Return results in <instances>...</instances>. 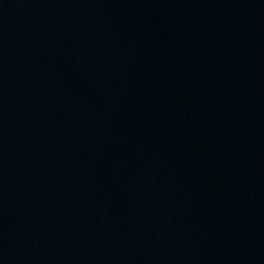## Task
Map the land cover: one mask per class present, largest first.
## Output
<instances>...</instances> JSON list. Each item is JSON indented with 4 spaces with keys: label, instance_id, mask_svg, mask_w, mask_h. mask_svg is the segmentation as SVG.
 I'll use <instances>...</instances> for the list:
<instances>
[{
    "label": "water",
    "instance_id": "1",
    "mask_svg": "<svg viewBox=\"0 0 264 264\" xmlns=\"http://www.w3.org/2000/svg\"><path fill=\"white\" fill-rule=\"evenodd\" d=\"M0 264H264V0H0Z\"/></svg>",
    "mask_w": 264,
    "mask_h": 264
}]
</instances>
